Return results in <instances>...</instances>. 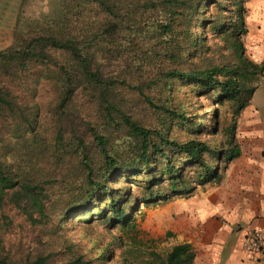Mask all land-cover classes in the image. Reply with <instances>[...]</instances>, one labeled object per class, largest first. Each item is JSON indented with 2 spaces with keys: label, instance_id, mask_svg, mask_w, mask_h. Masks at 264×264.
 I'll list each match as a JSON object with an SVG mask.
<instances>
[{
  "label": "trees",
  "instance_id": "obj_1",
  "mask_svg": "<svg viewBox=\"0 0 264 264\" xmlns=\"http://www.w3.org/2000/svg\"><path fill=\"white\" fill-rule=\"evenodd\" d=\"M246 1L57 0L28 34L14 33L0 50V217L9 219L3 210L11 207L44 226L52 215L96 210L127 227L121 188L111 185L118 171L144 176L145 203L219 182L238 155L236 117L263 70L244 54ZM209 35L228 44L233 62L205 56ZM175 81L230 103L225 145L198 138L204 124L174 100ZM46 87L44 106L37 96ZM42 114H50L51 140L42 135ZM155 115V123L147 121ZM184 126L191 135L177 137L174 128ZM60 246L16 257L0 238V264H50L57 254L61 264L89 263L72 242ZM137 257L138 264H194L195 254L177 243Z\"/></svg>",
  "mask_w": 264,
  "mask_h": 264
},
{
  "label": "rangeland",
  "instance_id": "obj_2",
  "mask_svg": "<svg viewBox=\"0 0 264 264\" xmlns=\"http://www.w3.org/2000/svg\"><path fill=\"white\" fill-rule=\"evenodd\" d=\"M56 1L22 0V7L16 15L12 38L10 42H7V46L11 44L14 33L28 34L30 23L37 22L43 16L45 18L51 14L57 7ZM216 9L212 6L210 13L214 14ZM248 15L247 9L246 17ZM209 37L211 51L205 56H211L218 62L228 63L229 59L233 62L231 50L227 49L228 44L224 43L222 39L212 38L211 35ZM38 70L40 69L37 68L35 71L38 72ZM259 79V77L254 79L252 84L258 83ZM174 87L173 98L180 102V108L192 116L190 118L195 120L197 125L200 122L204 124L201 134H197L198 138L216 148L225 145L224 142L227 138L224 131L232 117L230 103L217 104L213 95L191 94L186 83L182 81H175ZM49 92V87H46L38 93L37 99L44 106L51 98ZM259 98L258 95L256 97L258 104ZM50 119V114L41 116V121L46 123L47 127L42 135L47 140L52 138L53 127ZM147 121L155 123L156 115L149 117ZM174 130V134L179 138L191 135L186 131L185 126L183 128L175 127ZM141 178L144 176L132 177L129 173L118 171L111 181L112 186L121 188L122 204H124L128 216L131 217L127 227H121L119 223L114 222L111 215L104 219L102 213L96 210L93 211V215H91V210L88 211V215H83L84 211L70 213L68 216L60 218L52 215L44 226H33L25 215L19 214L11 207H6L3 214L9 219L3 220L0 217V238H2L6 252L9 255L10 253L15 254L16 257L19 255L24 257L25 254H36L39 251H55L61 249L60 243L66 240L73 243L72 248L83 254L89 261L88 264H122L124 260L130 264L131 262L138 264L139 257L132 258L136 254L141 256L147 250H155L164 254L172 246L169 244L172 235L166 225L167 204L170 198L145 203L143 200L147 196V190L144 189L145 181ZM125 194L127 196L130 194L129 200L124 197ZM100 200L102 201V199ZM54 257V262L51 261L50 264H61L65 258L63 254H57Z\"/></svg>",
  "mask_w": 264,
  "mask_h": 264
},
{
  "label": "crops",
  "instance_id": "obj_3",
  "mask_svg": "<svg viewBox=\"0 0 264 264\" xmlns=\"http://www.w3.org/2000/svg\"><path fill=\"white\" fill-rule=\"evenodd\" d=\"M22 3L0 0V50L12 38ZM244 7L249 11L244 54L263 70L250 102L236 117L238 155L223 169L219 182L197 185L167 204L169 244H190L194 264H264V248L254 254L244 246L250 232L264 234V0H247Z\"/></svg>",
  "mask_w": 264,
  "mask_h": 264
},
{
  "label": "built area",
  "instance_id": "obj_4",
  "mask_svg": "<svg viewBox=\"0 0 264 264\" xmlns=\"http://www.w3.org/2000/svg\"><path fill=\"white\" fill-rule=\"evenodd\" d=\"M244 246L251 253H261L264 248V234L259 230L250 232L245 238Z\"/></svg>",
  "mask_w": 264,
  "mask_h": 264
}]
</instances>
